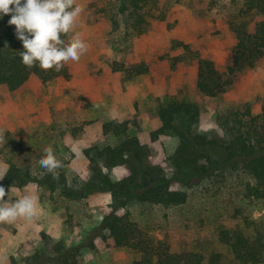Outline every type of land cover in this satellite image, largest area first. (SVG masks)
Masks as SVG:
<instances>
[{
	"label": "rangeland",
	"instance_id": "obj_1",
	"mask_svg": "<svg viewBox=\"0 0 264 264\" xmlns=\"http://www.w3.org/2000/svg\"><path fill=\"white\" fill-rule=\"evenodd\" d=\"M247 1L151 0L145 9L146 24L138 32L133 19L120 11L122 0H77L83 11L67 42L78 33L90 47L78 62H67L71 77L45 82L32 76L15 91L0 86V173L5 176L8 159H13L24 170L42 175L47 170L39 160L43 149L52 146L63 165L56 170L79 186L93 174L87 151L96 156V147L117 142L116 136L103 133V124L129 121V134L150 147V163L162 165L174 177L171 157L178 137L154 134L161 126L158 107L169 99L199 104L201 119L195 132L231 138L240 121L248 122V111L253 116L262 113L264 57L239 72L217 98L199 91L198 61L209 59L222 72L227 70L237 43L233 27L247 23L253 30L262 19L255 11L245 12ZM10 18H0V40L8 46L18 40ZM116 63L125 68L146 63L149 71L129 79L125 71L115 70ZM211 156L219 158L215 152ZM217 165L218 171L188 189L184 205L164 207L133 200L127 209L145 232L167 241L175 253H200L205 256L203 264H210L214 256L218 264H242L221 242L219 231L243 226L245 219L264 228V200L246 196L247 185L254 180L244 169ZM107 172L114 181L131 173L127 166ZM173 180L175 188L185 189ZM27 185L39 197L40 210L32 219L0 223V264L21 262L38 251L51 254L58 242L80 246V264H133L140 258L132 248L115 246L102 227L110 192L71 201L39 183ZM25 186L13 187L20 191L11 193L12 201L25 194Z\"/></svg>",
	"mask_w": 264,
	"mask_h": 264
},
{
	"label": "trees",
	"instance_id": "obj_2",
	"mask_svg": "<svg viewBox=\"0 0 264 264\" xmlns=\"http://www.w3.org/2000/svg\"><path fill=\"white\" fill-rule=\"evenodd\" d=\"M151 0H122L120 11L126 19H133L132 26L141 32L146 24L145 9ZM255 11L262 19L250 30L247 23L234 26L237 43L232 52V62L227 70H219L214 61L200 58L197 70V87L199 91L211 98L224 94L233 84L235 77L242 70L253 68L264 57V0H248L245 12ZM71 32L63 35L66 42ZM22 43L12 46L0 40V86H7L15 91L23 87L32 76L43 81L59 77L69 79L71 68L67 63L60 70H42L38 64L27 67L22 63L20 52ZM115 70L125 71L127 78L140 76L149 71L146 63L133 68H125L116 63ZM158 116L161 126L154 134H173L179 144L171 157L174 177H169L160 164L150 163L151 149L141 142L136 135L129 134V121H110L102 126L105 135L117 137L115 144L96 147V156H87L91 162L92 176L79 186L71 185L65 172L55 170L35 176L24 170L13 159L5 174L2 186L22 187L29 183H39L51 192H59L71 201H79L95 193L110 192L111 204L104 213L102 227L108 231L115 246L129 247L140 253V258L133 264H203L205 256L196 252L175 253L169 243L156 239L145 232L127 209L133 200L164 207H176L188 202V189L210 177L221 166L241 167L254 180L246 188V196L264 200V107L262 113L253 116L247 112L248 122L240 121L236 133L228 140L210 137L195 132L193 127L200 122L199 104L188 100L169 99L160 103ZM215 152L219 158L214 159ZM102 162V166L100 162ZM120 166L130 168V175L114 181L107 171ZM107 170V171H106ZM173 178L185 189H177ZM125 209V213H120ZM252 228L251 233L247 228ZM221 242L230 246L235 259L242 264H260L264 260V228L255 226V221L244 220L243 226L221 228ZM81 247H66L58 242L53 253L35 252L21 262L12 259L9 264H80ZM217 256L210 264H218Z\"/></svg>",
	"mask_w": 264,
	"mask_h": 264
},
{
	"label": "clouds",
	"instance_id": "obj_3",
	"mask_svg": "<svg viewBox=\"0 0 264 264\" xmlns=\"http://www.w3.org/2000/svg\"><path fill=\"white\" fill-rule=\"evenodd\" d=\"M83 11L77 0H0V18L10 16L9 25L15 26L16 38L22 43V63L31 68L38 64L42 70H60L68 61L78 62L87 53L88 45L77 33L69 42L62 39L76 25ZM3 135L0 132V143ZM39 165L54 174L61 168L52 146L43 149ZM0 173V181L4 179ZM26 185L24 195L15 201L11 199L13 186L8 190L0 186V223H13L18 218L32 219L40 210L39 197L29 191ZM7 197V199H6Z\"/></svg>",
	"mask_w": 264,
	"mask_h": 264
}]
</instances>
